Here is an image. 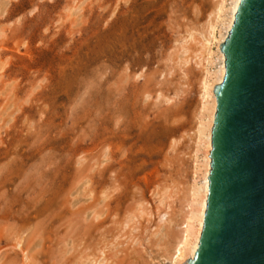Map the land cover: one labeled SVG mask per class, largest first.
Segmentation results:
<instances>
[{
	"label": "rangeland",
	"instance_id": "1",
	"mask_svg": "<svg viewBox=\"0 0 264 264\" xmlns=\"http://www.w3.org/2000/svg\"><path fill=\"white\" fill-rule=\"evenodd\" d=\"M218 1L0 0V264H170Z\"/></svg>",
	"mask_w": 264,
	"mask_h": 264
},
{
	"label": "water",
	"instance_id": "2",
	"mask_svg": "<svg viewBox=\"0 0 264 264\" xmlns=\"http://www.w3.org/2000/svg\"><path fill=\"white\" fill-rule=\"evenodd\" d=\"M219 51L206 207L184 264H264V0H240Z\"/></svg>",
	"mask_w": 264,
	"mask_h": 264
},
{
	"label": "bare ground",
	"instance_id": "3",
	"mask_svg": "<svg viewBox=\"0 0 264 264\" xmlns=\"http://www.w3.org/2000/svg\"><path fill=\"white\" fill-rule=\"evenodd\" d=\"M226 1L219 0L216 3L213 22L211 21L207 35L201 42L203 53L201 55L202 59H198L199 62L203 61L206 65H212L213 62L218 61V66L214 70H204V77L201 80L199 91L201 105L195 128L196 150L194 151L195 166L193 175L195 177H193L194 182L190 187L189 199L186 204L187 209L180 224L182 228L172 248L170 264H184L194 256L202 229L208 192L207 178L210 170V133L216 107L213 88L222 82L224 76V56L219 48L228 35L240 2V0H229L226 7ZM217 25L220 26V29H217V31L219 30L218 34H216ZM212 46L216 48L215 52L212 51Z\"/></svg>",
	"mask_w": 264,
	"mask_h": 264
}]
</instances>
